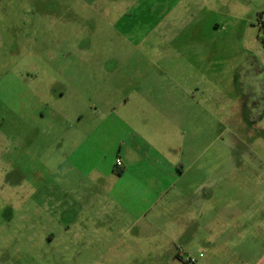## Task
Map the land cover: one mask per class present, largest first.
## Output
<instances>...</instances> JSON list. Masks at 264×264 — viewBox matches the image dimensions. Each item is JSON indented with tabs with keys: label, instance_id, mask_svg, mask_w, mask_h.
Listing matches in <instances>:
<instances>
[{
	"label": "rangeland",
	"instance_id": "obj_1",
	"mask_svg": "<svg viewBox=\"0 0 264 264\" xmlns=\"http://www.w3.org/2000/svg\"><path fill=\"white\" fill-rule=\"evenodd\" d=\"M0 264H264V0H0Z\"/></svg>",
	"mask_w": 264,
	"mask_h": 264
},
{
	"label": "crops",
	"instance_id": "obj_2",
	"mask_svg": "<svg viewBox=\"0 0 264 264\" xmlns=\"http://www.w3.org/2000/svg\"><path fill=\"white\" fill-rule=\"evenodd\" d=\"M124 104H127V99L125 100ZM128 128L130 129L131 131L130 133L134 136V138H136V141L138 143H141L143 141L146 142V136H144L142 130L135 131L130 127ZM121 149L122 148H120V150L118 151L119 155L117 156V159L121 160L122 165L120 167L118 166L116 167L121 168L123 172L122 174H108V176L114 178L116 180V183L120 182L121 184V181H125V182L127 181V187L125 189V193L127 192L128 189V194L130 195L139 194L140 196H148L151 194L155 196L152 201H147V200L144 201L143 202L144 205L151 206V203L155 204L157 200H164L163 196L165 192L167 190L172 189L174 184H177L184 175V174H176L174 177L173 174H144L145 171L149 173V169H150L149 163H147L145 160H141L138 158L133 160V158H131V156L129 155L128 150L124 151ZM151 169L154 170L153 167ZM132 172H137V174H132ZM98 175L101 176V174ZM92 176H96V174H93ZM200 186L201 187L195 189L196 191H194V193L195 192L196 193L200 192L201 194L203 193L202 197L204 201H206L212 195L207 191L209 188L206 186V184ZM180 191H182V189H180ZM88 192L91 193L90 191ZM85 193L86 191H84V194ZM94 194L96 193H93V195ZM182 194L185 193L181 192V195ZM190 221L192 222L193 220L191 219ZM182 230L185 231V229Z\"/></svg>",
	"mask_w": 264,
	"mask_h": 264
},
{
	"label": "built area",
	"instance_id": "obj_3",
	"mask_svg": "<svg viewBox=\"0 0 264 264\" xmlns=\"http://www.w3.org/2000/svg\"><path fill=\"white\" fill-rule=\"evenodd\" d=\"M121 165H122L121 160L120 159H117L116 160V166L120 167ZM187 261L188 262H191V263L195 262L194 259H188Z\"/></svg>",
	"mask_w": 264,
	"mask_h": 264
},
{
	"label": "trees",
	"instance_id": "obj_4",
	"mask_svg": "<svg viewBox=\"0 0 264 264\" xmlns=\"http://www.w3.org/2000/svg\"><path fill=\"white\" fill-rule=\"evenodd\" d=\"M123 170L121 168L117 169V173L122 174Z\"/></svg>",
	"mask_w": 264,
	"mask_h": 264
}]
</instances>
